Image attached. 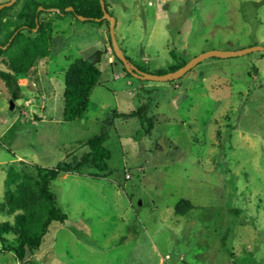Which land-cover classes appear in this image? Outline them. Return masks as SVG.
Returning a JSON list of instances; mask_svg holds the SVG:
<instances>
[{
	"label": "rangeland",
	"instance_id": "rangeland-1",
	"mask_svg": "<svg viewBox=\"0 0 264 264\" xmlns=\"http://www.w3.org/2000/svg\"><path fill=\"white\" fill-rule=\"evenodd\" d=\"M104 1L119 48L147 73L212 50L264 47V0ZM41 18L53 23L50 56L27 74L0 63V206L11 166L37 178V168L75 164L102 132L111 157L105 173L88 163L52 181L66 220L24 262L0 243V264H264V51L208 58L172 82L141 81L124 72L105 22ZM98 50L109 53L88 111L65 122L66 71ZM141 106L151 127L120 116ZM182 200L192 208L177 211ZM5 221L13 216L0 209Z\"/></svg>",
	"mask_w": 264,
	"mask_h": 264
},
{
	"label": "trees",
	"instance_id": "trees-1",
	"mask_svg": "<svg viewBox=\"0 0 264 264\" xmlns=\"http://www.w3.org/2000/svg\"><path fill=\"white\" fill-rule=\"evenodd\" d=\"M19 1L21 0H17V3ZM17 3L0 10V57H2L0 63L15 74L29 73L39 59L50 56L54 29L51 21L41 18L43 14L55 13L62 16L70 13L88 17L94 22L95 19L103 16L99 0H45L44 5L38 0H26L22 9L15 16L8 18L7 11L13 9ZM40 6H43L45 10H39ZM105 6L107 7L106 3ZM68 7H73L74 10L66 11ZM50 8L60 9V12H47ZM104 22L109 26V22L105 19L97 23ZM106 54V50L98 51L90 59H78L69 65L65 74L63 94L65 122L79 120L88 111L92 91L100 84L101 71L98 65L102 56ZM185 64L186 62L174 65L170 71H175ZM147 112L148 107L141 106L135 112L120 116L138 117L151 127ZM144 133L148 134V129H145ZM107 139L108 136L104 132L90 138L86 143L90 152L79 162L65 164L55 169L37 168L39 173L37 178L29 172L19 171L15 166L7 169L4 179V201L0 209L13 216V223L0 222V243L3 250L13 251L21 262H24L29 255L40 251L43 238L50 226L66 220L50 188L52 181L62 173L77 171L82 165L88 163H91L100 173L107 172L111 157L110 151L104 145ZM191 208L192 204L188 200H182L176 206L179 212L188 211ZM8 234L13 235V245L9 247L6 246Z\"/></svg>",
	"mask_w": 264,
	"mask_h": 264
},
{
	"label": "water",
	"instance_id": "water-1",
	"mask_svg": "<svg viewBox=\"0 0 264 264\" xmlns=\"http://www.w3.org/2000/svg\"><path fill=\"white\" fill-rule=\"evenodd\" d=\"M99 1L101 4L102 11H103V16L102 18L95 19V20L99 22L105 19L109 22V29L111 33V43H112L113 52L116 58L122 62L125 72L129 73L131 76L141 81L148 80V81H157V82H172V81L182 78L186 73L192 70L197 64H199L200 62L208 58H211V57L229 58V57H235V56H243V55L255 52V51H264V47H251L248 49H243V50H238V51L212 50L209 52L202 53L199 56H196L195 58H193L192 60H190L185 65H183L182 67H180L179 69L175 71H170L165 74L147 73L145 71L140 70L136 65H134L130 60H128L125 57L124 53L119 48L118 43L114 36V25H115L116 20L107 12L105 1L104 0H99ZM15 2L16 0H9L8 2L0 4V10H2L5 7H11ZM73 10H74L73 7L66 8V11H73ZM47 11L59 13L60 9L50 8ZM78 18L83 21H87L90 19L88 17H84L80 15H78ZM111 61H113V58H111Z\"/></svg>",
	"mask_w": 264,
	"mask_h": 264
},
{
	"label": "crops",
	"instance_id": "crops-1",
	"mask_svg": "<svg viewBox=\"0 0 264 264\" xmlns=\"http://www.w3.org/2000/svg\"><path fill=\"white\" fill-rule=\"evenodd\" d=\"M116 23H117V21L115 22V24H116ZM98 51H101V50H98ZM98 51H96V52H98ZM96 52H95V53H96ZM95 53H94V54H95ZM108 53H109V52L107 51V54H108ZM111 58H112V57L110 56V61H111ZM37 76H38V75H37ZM36 79H37V77H36ZM143 88H144V87H143ZM92 92H93V91H92Z\"/></svg>",
	"mask_w": 264,
	"mask_h": 264
},
{
	"label": "built area",
	"instance_id": "built-area-1",
	"mask_svg": "<svg viewBox=\"0 0 264 264\" xmlns=\"http://www.w3.org/2000/svg\"><path fill=\"white\" fill-rule=\"evenodd\" d=\"M127 178H129V175H127Z\"/></svg>",
	"mask_w": 264,
	"mask_h": 264
}]
</instances>
